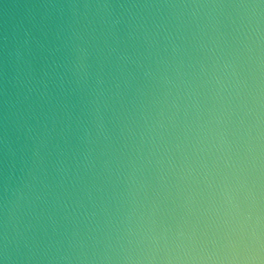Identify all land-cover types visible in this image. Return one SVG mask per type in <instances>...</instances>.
<instances>
[{
	"label": "water",
	"instance_id": "water-1",
	"mask_svg": "<svg viewBox=\"0 0 264 264\" xmlns=\"http://www.w3.org/2000/svg\"><path fill=\"white\" fill-rule=\"evenodd\" d=\"M0 264H264V0H0Z\"/></svg>",
	"mask_w": 264,
	"mask_h": 264
}]
</instances>
